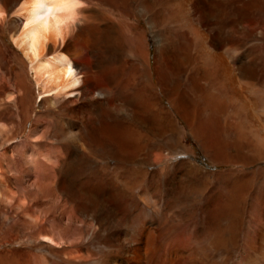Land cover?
I'll return each instance as SVG.
<instances>
[{
    "label": "rangeland",
    "instance_id": "1",
    "mask_svg": "<svg viewBox=\"0 0 264 264\" xmlns=\"http://www.w3.org/2000/svg\"><path fill=\"white\" fill-rule=\"evenodd\" d=\"M232 1L224 7L222 0H212L209 6L210 11L213 12L210 21L212 24L205 19L203 23L207 24L211 38L216 41L220 50L231 46L229 44L232 43L234 47H241L238 52L233 49L232 55H237L239 52L241 55L245 51L250 58L261 55L264 61V42L261 36L254 33L258 31L254 28V23L264 19V3L261 2L260 8L256 11L252 9L246 22L248 25L246 33L235 35L231 41L221 37V32L226 33V30L228 35L227 24H233L236 30L243 29L242 24L238 22L237 0ZM173 2L174 0L154 1L157 5L149 12V17L154 19L158 10H162L165 14L164 25H158L152 20L154 31L162 34L168 30L172 31L167 37L169 43L172 42L170 45L175 57L181 54L178 53L181 49L186 50L187 46L190 47L186 50L187 52L192 49L196 53L200 45L198 34L192 41V45L189 38L185 36L183 43H180L179 32L184 33L188 27L183 26L180 21H173L177 18L176 12L173 11ZM103 3L102 8L91 3L86 6L87 13L94 12L98 19L102 18L100 29L105 42L101 50L94 53L102 55L104 63L114 66L116 70L128 71L132 63H137L135 52L143 51L145 46L143 41L147 35L149 70L153 77V85L159 86L156 71L158 44L155 37L157 36L151 30L148 16H142L144 7L122 0H103ZM86 38L91 40L90 37ZM0 42L5 44L6 50L2 63L3 70L6 74H10L22 71L25 67L29 74V84L32 87L34 85L35 88L33 96L36 100L39 91L36 88L34 76L31 72L29 73V67L22 64L19 58L22 53L12 43L9 29L2 24H0ZM83 50L85 60L88 62L90 60L88 50L87 48ZM175 64L174 62L173 65ZM195 65L196 63L193 62L190 68H182L177 73L167 69L166 61L162 60L159 65L161 74L167 75L165 87L169 86L171 89L174 85H181V90L185 94L184 98L189 99L187 103L193 105L190 110L196 114V119L192 124L185 123L177 117L170 102L173 97L170 96L171 98L168 99L169 95H174L171 90L166 88L165 93L156 90L159 92L155 96L160 106L172 113L176 120V128L169 122L168 130L166 129L168 132H166L164 123L154 122L153 132L149 133V138L146 139L148 146H144L142 155L136 150L134 153L127 152L128 157L124 154L126 150L111 144L105 133L102 136L104 138L102 142L89 152V156H81V159L78 157L73 161L68 177H65L58 167L64 165L63 159H69L70 154L65 153L64 158H58L57 169L53 171L52 179L50 178V182L52 181L57 188L56 196L52 200L44 196L39 197L38 188H33L29 198L25 199L26 193L21 192L25 199L18 202L21 209L6 206L8 217L4 219L0 216V253L6 264H112V260L119 257L121 261L133 264V260L137 257L135 250L137 246H141L135 243L136 236H145L150 231H154L153 233L158 236L154 243L161 259L166 258L172 247L189 250L190 259H183L181 264H240L244 263L247 257L254 256V251H250L247 257L243 254L245 242L251 243L254 240L258 227L256 221L264 206V158L253 160V158L261 159L259 158L261 151L253 143V139L259 137L261 132L247 113L244 101L235 95L236 90L223 88L219 83L214 82L210 85L211 90L216 91V94L219 93L223 99L234 94V100L229 103L226 116L237 123V128L231 134L223 135L227 141L221 148L206 138H202L200 142L196 141L198 132L205 130L204 128L208 130L209 136H218L219 122L213 118L210 110L200 112L203 106L202 100L192 98L196 84L192 80L194 73L192 67ZM209 65L211 63L206 64L208 67ZM125 75L124 72L121 73L124 79ZM140 82L139 79V85ZM255 83L258 89L256 91L258 96H256L260 112V108L263 109L264 105V69L257 80L254 79ZM166 93H169L168 97ZM174 103L178 104L179 101ZM40 110L38 104L35 112L38 114ZM48 120L47 117L43 118L45 122ZM105 121L107 126L114 119L108 116L105 117ZM0 122L6 126L13 124L11 117H6ZM137 124L143 125L138 122ZM13 125L17 126L15 132H7L2 127L0 146L4 140L18 136L17 139H13L14 143L15 141L20 143V146L25 149L32 148L34 143L30 137V130L36 125V120L27 124L23 121ZM160 126L164 130H161ZM23 127L24 132H22ZM56 138L58 137L54 134H49L44 141L51 148ZM230 142L234 145L241 144V146L231 148ZM20 146H14V150L19 152L20 156L14 163L12 162V166L16 171H21H19L20 180L25 182L24 174L27 167L24 165L23 156H21L23 149H19ZM233 153L236 157L232 156ZM34 178L36 176H33ZM38 180V183L42 182V179ZM22 181H18L15 188L26 191L28 187L26 182L24 184ZM68 184L73 186L72 191ZM94 185H99L98 187L103 189L102 197L104 198L88 196L87 190H91ZM239 185L249 188V194L246 196L243 215L237 217L232 211L234 198L232 193ZM110 194L112 197L114 195L113 199L109 197ZM28 212L40 218L38 224L32 223L26 215ZM238 224L241 230L238 233V240L236 239L237 246H231L229 243L226 247L217 243L216 246L214 245L213 241L216 237L222 235V238L227 239L234 226ZM47 229L56 235L61 242L59 245H53L43 237H38ZM17 236L19 240L12 242L11 239ZM151 246L148 248L150 254L154 250ZM143 264H151L150 257L144 259Z\"/></svg>",
    "mask_w": 264,
    "mask_h": 264
},
{
    "label": "bare ground",
    "instance_id": "2",
    "mask_svg": "<svg viewBox=\"0 0 264 264\" xmlns=\"http://www.w3.org/2000/svg\"><path fill=\"white\" fill-rule=\"evenodd\" d=\"M122 1L130 2L135 6L142 5L145 9L142 16H148L149 19L147 20L151 25V30H155L152 20L158 25L165 24V14L162 10L157 11L154 17L155 20L149 17V12L156 8L155 0ZM222 2H224L223 6L226 7L233 1L222 0ZM261 2L264 3V0H237L238 22L242 24L243 29L236 30L233 28V24H227L228 35L226 30V33L221 32V37L232 41L235 35H244L248 28L246 22L251 15V11L260 8ZM89 3L96 4L101 8L104 4L103 0H0V24L9 29L12 43L22 53L19 58L22 64L29 67V73L31 72L34 76L36 88L39 91L35 100L33 96L35 88L34 85L32 87L29 84V74L26 72L25 67L22 71L6 74L2 67L4 51H6L5 44L0 42V120L11 117L13 124L23 121H26L27 124L36 120V125L30 130V137L34 143V146H31L32 148L25 149V147L20 146V143H16V141L14 143L13 139H17L18 136L13 137L12 134L10 135L12 136L11 139L4 140L0 146L1 218L6 219L8 217L7 207L21 209L18 202L25 201L27 197L29 198L33 188H38L39 197L44 196L52 200L56 196V185L50 180L53 171L57 169L58 158H64L65 153L70 154L69 159L64 158L63 167L58 168L59 171L64 173L65 177H68L73 161L78 157L81 159V156H89V152L102 142V139H104L102 136L105 133H107L111 144L116 148L126 150L123 151L124 154L128 155L131 151L134 153L137 150L142 155L144 146H148L146 139L149 138L148 134L153 132L152 124L154 122L156 124L164 123L165 130H168L169 122L176 128V120L172 113L165 107L160 106L161 104L155 96L156 93L158 94L160 91L165 93L166 88L169 89V86L165 87L164 84L167 81V75L161 74V69H159L162 60L166 61L167 69L174 70L175 73L181 71L182 68H190L193 62L196 63L192 67L194 68L192 80L196 83L192 98L202 100L203 103L201 104L203 106L200 112L210 110L213 118L219 122L218 136H209L208 130L204 128L205 130L198 132L199 136L196 137V141L200 142L202 138H206L209 139V142L212 143L213 141L221 148L224 146V142L227 141L224 136L231 134L237 128V123L226 116L230 106L229 103L234 100V94L231 97L228 96L227 99H223L219 93L216 94L217 92L210 88V85L216 82L223 88H230L232 91L234 88L236 90L235 95L244 101L247 113L261 132L259 137L253 139V143L261 151L259 157L261 159L253 158V160L257 161L264 158V105L259 112L258 95L256 94L258 89L256 88L257 84H254V79L257 80L264 69V61L261 55L250 58L245 51V54L241 53L240 55L239 52L237 55H232L233 49L236 52L241 49V47H234L232 43L229 44L231 46L220 50L216 41L211 38L212 35H210L207 24L203 23L204 19L211 23L213 12L210 11L209 6L212 4V0H174L172 4L173 11L177 15V18L173 21H180L183 26L188 27L184 33L180 30L182 32H179L180 43H183L184 36L189 38L191 45L197 34L200 38L199 51L196 53L192 49L187 52L186 50L190 48L187 46L186 50L185 48L181 49L178 52L181 54H176L178 57H175L174 50L170 45L172 42L169 43L167 37L171 35L172 31L168 30L163 34L154 31L158 44L156 71L159 86L157 87L153 85V77L147 60V35L144 37L143 43H145V46H143V51L140 53L135 52L137 63H132L128 71L116 70L114 66L111 67L110 64L104 63L102 55L94 53V51L101 50L105 38L102 36V30L100 29L102 18L98 19L91 10L92 13L86 12L88 10L86 6H89ZM163 10H166V8L164 7ZM254 28H257L258 31L253 32L257 36H261L264 42V19L255 22ZM86 37H90L91 40H87ZM84 48H87L90 55L88 62L85 60ZM14 57L16 58V55ZM235 58H237V61H235ZM174 62L175 65H173ZM208 63H211L209 67L206 66ZM123 72L126 74L125 79L121 77ZM139 79L141 81L140 85L138 83ZM252 85L254 88H250ZM181 88V85H174L169 89L174 95L166 93V97L168 95V99L173 97L170 102L176 111L177 117L185 123L192 124L196 119V114L190 110L193 105L187 103L189 99L184 98L185 94H183L184 91ZM176 99L179 101L178 104L174 103L177 101ZM38 104L41 110L37 114L35 109ZM108 116H112L114 121L106 126L105 117ZM44 117L49 118V120L47 122L43 121ZM136 121L143 125L139 126ZM223 122L224 127H222ZM13 124L10 123L6 126L0 122V141L3 134L2 127L7 132H15L17 126ZM159 128L164 130L162 126ZM167 130L166 132H168ZM24 131L25 128L23 127L22 132ZM49 134H54L60 138V140H57L58 138L54 140V145H51V148L44 141ZM229 145L231 148L241 146V144L234 145L232 142ZM14 146H20L19 149H23L21 156H23L24 165L27 167L24 174V181L28 187L26 191L20 189V187L18 188L21 191L15 188L17 182L22 180H20L21 171H16L12 166V162L14 163L18 159L17 157L20 156V153L14 150ZM208 146L210 147V145ZM232 156L236 157L234 153ZM33 176H36V178L33 179ZM39 178L40 181L42 179L43 183L37 182ZM25 182L23 183L25 184ZM98 186L94 185L91 190H87L88 196L98 197L99 199L104 198V196L102 197L103 189ZM68 187L71 191L73 190L72 185L68 184ZM21 192L26 193L25 199ZM232 194L234 197L232 211L235 216L240 217L245 211L244 207L249 188L239 185ZM109 197L113 199L114 195L112 197L110 194ZM261 211V215L256 221L258 227L254 240L251 243L249 241L245 242V253L243 254L244 257H247L250 251H254V256L252 258L247 257V260L240 264H264V206ZM26 215L33 224L39 223L40 218L36 217L35 214L28 212ZM240 230V224L235 225L227 239L219 235L213 241L214 245L216 246L217 243L226 247L229 243L231 246H237L236 239L238 240ZM153 232L150 231L145 236H136L134 241L141 246H137L135 250L137 257L133 260V264H143L144 259L147 257H150L151 264H181L183 259H190L187 248L179 250L176 247H172L166 258L161 259L154 243L158 236ZM38 237H43L53 245L61 243L50 229H47ZM11 240L12 242L17 241L19 237H13ZM149 246H151V249L154 248L152 254L148 250ZM120 259V257L115 258L112 260V264H127ZM0 264H6L1 253Z\"/></svg>",
    "mask_w": 264,
    "mask_h": 264
}]
</instances>
